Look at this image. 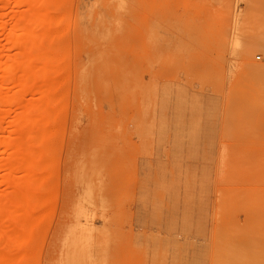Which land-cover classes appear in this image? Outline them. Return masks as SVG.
<instances>
[{"label": "rangeland", "instance_id": "1", "mask_svg": "<svg viewBox=\"0 0 264 264\" xmlns=\"http://www.w3.org/2000/svg\"><path fill=\"white\" fill-rule=\"evenodd\" d=\"M41 1L0 0L10 93L28 53L0 141L41 114L3 155L28 183H0V261L264 264V0Z\"/></svg>", "mask_w": 264, "mask_h": 264}, {"label": "bare ground", "instance_id": "2", "mask_svg": "<svg viewBox=\"0 0 264 264\" xmlns=\"http://www.w3.org/2000/svg\"><path fill=\"white\" fill-rule=\"evenodd\" d=\"M26 1V3H25V5H27V8H26V10L24 11V12H26V14H27V12L28 11H30V9H31V11H33V10H35V11H33V12H36V10H40L41 12H42V9H43V7H44V1H41V0H33V2L34 1H36L37 2V4L38 5H36V7L35 6H31L30 5V2H32L31 0H30V2H29V0H25ZM15 2H16V0H15ZM21 2H23L24 3V0H19V2H18V0H17V3H19V4H21ZM29 2V3H28ZM14 3V2H13ZM35 9H34V8ZM33 8V9H32ZM45 8V7H44ZM23 9H25V8H23ZM0 10H1V8H0ZM44 10V9H43ZM32 17V16H31ZM34 17V16H33ZM32 17V18H33ZM19 20H23V19H26V17L24 16V13H23V15L20 13V15H19ZM32 18H29L28 20H31ZM25 21V20H24ZM30 22V21H29ZM29 35H31L32 36V34H29ZM26 36H23V34H19L17 37H13L12 35L10 36V35H7V36H5L4 37V39L5 40H11L12 42H14L13 40H15V42H16V40H24V38H25ZM29 38H30V36H28ZM27 37V38H28ZM32 37H35V36H32ZM32 39H34V38H30L29 40H28V42H30V40L32 41V43H33V41L35 40H32ZM10 41V42H11ZM11 42V43H12ZM22 42H25L24 44H25V46H26V40H24V41H22ZM27 42V44H31V43H28ZM35 43H36V40H35ZM35 43H33L34 45H35ZM16 44V43H15ZM17 44H19L18 42H17ZM16 44V45H17ZM22 44V43H21ZM23 45V44H22ZM19 47H21V46H19ZM19 47H17L18 49H21V48H19ZM32 48H33V46H32ZM25 49V48H24ZM23 50V49H22ZM21 50V51H22ZM34 50V49H33ZM2 49H0V56H1V54H3L2 53ZM5 51V50H4ZM25 51V50H24ZM22 54H27L26 56H28V53H27V51H26V53L24 52L23 53V51L21 52V55ZM20 55V57L19 58H21L22 57V60L21 59H17V61H18V63H16V64H18V72H16V74L15 75H17V76H19L18 78H19V80L17 81L18 83L16 84V89L15 90H17V93H10V92H13L14 90H12V91H9V85H10V80H9V75L12 73V71L14 72V68H13V66L11 67V65H10V63H8V61H5V62H2L1 61V59H0V75H1V79H0V123H1V121L3 120H6V119H4V118H6V115H7V112L9 111V110H12V109H15L16 108V106H17V108L18 107H25V106H23L22 105V94H21V89H22V87L25 85V80H27L26 79V77H27V70L25 71L24 70V65L22 66V64H24V58L26 57V56H24V58H23V55L21 56ZM7 59H8V57H7ZM16 61V60H15ZM19 61H21V62H19ZM23 62V63H22ZM15 63V62H14ZM19 63H21L20 65L21 66H19ZM12 65H13V63H12ZM14 67H15V65H14ZM26 67V66H25ZM16 68V67H15ZM16 69H15V71H17ZM28 81V80H27ZM30 81H31V79H30ZM28 83V82H27ZM32 83V82H31ZM12 84H13V82H12ZM11 84V85H12ZM10 85V86H11ZM28 86H29V84H28ZM12 87H14V86H12ZM11 88V87H10ZM18 88V89H17ZM50 100V99H49ZM25 101V100H24ZM47 102V101H46ZM50 102H52V100L50 101ZM24 104L26 105V101L24 102ZM27 106V105H26ZM14 107V108H13ZM50 107V106H49ZM16 108V109H17ZM51 108V107H50ZM37 109V108H36ZM36 109H32L33 111L34 110H36ZM39 109V108H38ZM18 110V109H17ZM16 110V111H17ZM14 111V110H13ZM15 111V112H16ZM38 110H36V112H37ZM11 112V111H10ZM31 112V111H30ZM35 112V111H34ZM40 111H38V113H34V114H32V115H30L31 117H34V116H37L38 114H40L39 113ZM26 114V113H25ZM29 114V113H28ZM41 115V114H40ZM40 115H38L39 117H40ZM23 116H28V115H23L22 114V116H21V113H19L18 114V116H16V117H14V119L12 120L13 121V123H15V125H14V129L12 130V131H8V130H6L7 132H5V133H7V134H2V139H1V141H0V161L2 160V162H1V165H3V166H0V172H2L1 174H0V183L1 184H3L4 186H5V188L7 189V191L9 192L10 191V188H12V192H13V195L11 196L12 197V199H13V203L14 204H19V202H20V196L18 195V191L22 188V186L24 185V184H26V183H28V181L26 180V179H24V178H13V174H14V172L16 173V171L17 172H19L21 169H22V167H23V161H22V159L21 158H19V157H17V156H15V157H13V158H9V157H7V159L5 160V159H3L4 158V156L7 154V153H11V151H10V144H11V142H12V139H14V142L18 145V143H20L23 139H22V137H23V135L26 133V135H24L25 137H28L27 136V134L29 133L30 134V132H31V130H29V132H28V129L27 128H30V126H36L37 124L39 125V123H36L35 121H38L39 119H38V117L34 120V119H32L31 117H29L28 116V118H23ZM7 117H9V116H7ZM35 118V117H34ZM11 121V122H12ZM28 121V123L30 124V126H28V127H26L27 125H29L28 123H27V125L24 127V125H25V123ZM6 122H9V121H4V123H6ZM35 122V123H34ZM13 123H11L12 124V126H13ZM8 123H6L5 125H7ZM11 124H9L10 126H11ZM9 125H8V128H9ZM38 127V126H37ZM39 127H40V125H39ZM3 128V127H2ZM11 128V127H10ZM26 128V129H25ZM33 128V127H32ZM31 128V129H32ZM41 129V128H40ZM37 130H39V129H37ZM26 131V132H25ZM23 132H24V134H23ZM32 132H35L36 133V130H35V128H34V130L32 131ZM33 134V133H32ZM13 135H14V137H13ZM30 136V135H29ZM12 138V139H11ZM99 140V139H98ZM11 141V142H10ZM104 141V140H103ZM16 144H14L15 146H16ZM9 153V154H10ZM5 154V155H4ZM4 155V156H3ZM3 156V157H2ZM2 158V159H1ZM4 162V163H3ZM3 163V164H2ZM3 167V168H2ZM11 168V170L9 169V171L10 172H8L7 170H6V168L8 169V168ZM8 173H7V172ZM57 175V174H56ZM8 192H6V193H8ZM6 193H4V194H6ZM2 210L0 209V219H3V218H5V214L3 213V212H1ZM4 215V217H3V215ZM20 215H21V213H20V211L19 210H17V211H15V210H13L12 212H11V214L9 215L10 216V218L12 219V220H16V218H19L20 217ZM3 217V218H2ZM0 245H1V243H0ZM6 262H7V260H6V258H1V261H0V264H6Z\"/></svg>", "mask_w": 264, "mask_h": 264}]
</instances>
